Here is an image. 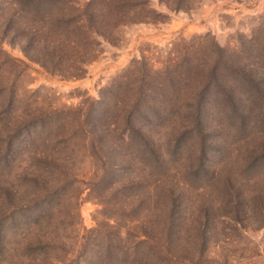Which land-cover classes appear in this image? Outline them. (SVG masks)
I'll use <instances>...</instances> for the list:
<instances>
[{
  "label": "rangeland",
  "instance_id": "1",
  "mask_svg": "<svg viewBox=\"0 0 264 264\" xmlns=\"http://www.w3.org/2000/svg\"><path fill=\"white\" fill-rule=\"evenodd\" d=\"M144 10L75 78L1 43L5 238L57 234V264H264V0ZM143 74L159 85L147 102ZM99 104L107 114L84 135Z\"/></svg>",
  "mask_w": 264,
  "mask_h": 264
},
{
  "label": "trees",
  "instance_id": "2",
  "mask_svg": "<svg viewBox=\"0 0 264 264\" xmlns=\"http://www.w3.org/2000/svg\"><path fill=\"white\" fill-rule=\"evenodd\" d=\"M68 1L0 0V47L3 41L18 44L28 60L62 76L75 78L84 73V65L93 59L100 38L112 40L115 28L130 20V15H138V21L150 18V13L144 10L147 0H87L83 3ZM162 1L168 8H183V0ZM0 53L7 58L1 50ZM145 76L143 74L139 81L147 87H139L138 92L142 94L136 99L143 102L155 98L147 90L159 87L157 83H145ZM10 105L11 103L2 102L0 119L10 113ZM102 107L99 104L94 111L90 108L86 113V125L82 127L84 135L96 132L99 117L107 114L104 107L101 111ZM155 107L153 105L151 108ZM91 113L99 116L96 118ZM125 118L128 123L131 116L127 114ZM109 125L115 131V127ZM127 126L128 135L133 134L136 129L132 125ZM16 131L15 129L12 133L15 134ZM141 140L144 142L142 138ZM11 144L7 140L5 150H9ZM3 198L9 199L10 196ZM39 217H35L33 224L40 225L43 216L40 219ZM206 227L203 225L201 228L202 238L206 235ZM60 243L57 234L52 237V234L45 231H34L33 227H28L20 240L10 243L5 238L4 227L0 226V264H57L60 259L49 252L59 248Z\"/></svg>",
  "mask_w": 264,
  "mask_h": 264
}]
</instances>
